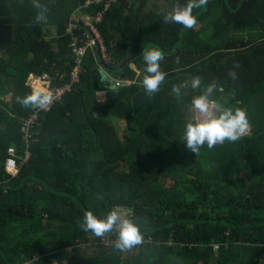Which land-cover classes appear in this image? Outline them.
<instances>
[{
  "label": "trees",
  "instance_id": "trees-1",
  "mask_svg": "<svg viewBox=\"0 0 264 264\" xmlns=\"http://www.w3.org/2000/svg\"><path fill=\"white\" fill-rule=\"evenodd\" d=\"M85 1L39 0L47 21L37 23L31 0H0V264H260L264 0H208L193 11L194 29L163 23L166 10L150 7L154 0H118L98 24L105 52L77 22ZM104 7L84 12L98 15ZM75 40L83 54L73 50ZM152 48L164 53L167 75L149 97L142 51ZM140 52L136 68H117ZM101 59L116 67L107 72L119 84L114 89L99 85ZM236 64L233 80L227 73ZM76 66L82 73L72 83ZM196 76L201 86L193 90ZM185 81L189 87L172 94ZM213 83L218 90L210 98L245 110L249 128L235 142L194 154L181 141L193 119L185 108ZM66 84L72 86L62 101L38 117L17 102ZM8 94L12 101L4 100ZM109 117L124 123L122 134ZM10 147L19 157L30 153L15 177L4 167ZM113 208L127 211L154 242L123 252L99 243L101 255H82L87 243L112 237L84 232V213L103 218Z\"/></svg>",
  "mask_w": 264,
  "mask_h": 264
},
{
  "label": "clouds",
  "instance_id": "clouds-1",
  "mask_svg": "<svg viewBox=\"0 0 264 264\" xmlns=\"http://www.w3.org/2000/svg\"><path fill=\"white\" fill-rule=\"evenodd\" d=\"M32 6L37 9L35 21L46 22L47 9L39 0H31ZM208 0H187L186 4L177 3L171 10L162 13V22L165 24H179L187 29H194L197 26V18L193 15L195 9L206 6ZM164 59V53L157 49L143 51V60L146 67L142 85L146 95L153 96L160 91V86L165 82L166 73L161 70L160 63ZM239 65L236 64L229 69L227 76L233 80L238 78L235 71ZM201 78L193 77L191 88H200ZM189 83L185 81L179 85H173L171 92L175 96L181 95V90L188 88ZM218 86L213 83L204 89L203 93L192 99L193 119L189 121L181 137V141L187 149L198 154L200 148L207 145L209 150L223 142H235L239 140L249 128L247 113L241 108L224 107L220 102L211 99L213 92ZM17 102L25 108L47 110L54 103L52 90L41 88L33 90L31 94L24 97H17ZM78 226L86 233L90 232L97 238H104L106 235L115 234L113 247L115 250L131 251L144 243V236L138 223L129 218L117 208H113L103 218H99L92 211H87Z\"/></svg>",
  "mask_w": 264,
  "mask_h": 264
},
{
  "label": "built area",
  "instance_id": "built-area-1",
  "mask_svg": "<svg viewBox=\"0 0 264 264\" xmlns=\"http://www.w3.org/2000/svg\"><path fill=\"white\" fill-rule=\"evenodd\" d=\"M117 1L118 0H86L84 2V4L81 5L77 9V14H79L77 22L83 23V25H85L86 29L89 31V34L87 35V38L89 39V44L90 45H95V44L100 45V47L102 48V51H104V52H105V47L103 45L102 36L98 30V24H100L102 22L104 14H106L108 12V10L111 8L112 4L117 2ZM131 1H133V0H131ZM101 4H104L105 7H104V10L101 13H99L98 15H91V14H87L84 12V11H89L90 8L94 5L100 6ZM69 27L71 29L74 28L72 26V23H70ZM72 46H73V50L75 52H77L78 54H83L85 51L84 46H83V48L77 47L76 40L72 43ZM81 73H82V69L79 66H76L74 68L72 74H71V82L72 83L78 82L80 79ZM47 78H48V76L45 75L44 79L46 80ZM116 85L118 86L119 84L116 83ZM71 86H72L71 84H66V85L61 86V87L53 88L52 91L54 94V103L47 110L35 109V112L32 116L38 117L44 112L51 111L52 108L56 104H58L62 101L65 94L71 90ZM30 122H32V121L30 120ZM24 129H25V127H24ZM28 137L29 136L27 134H25L23 136L24 143H28ZM29 159H30L29 151L26 150L25 155L23 157H19L17 154L16 148L10 147L7 150V158L5 160V165H4L6 174L9 175L10 177H15L16 175H18L21 167L25 163H27L29 161ZM114 239H115V234H112V237H110L106 240L90 242V243H87L85 246L89 249H95L99 243H102L103 245L107 246L108 248H112ZM153 242L154 241L152 240L151 237H148V238L144 237V243L140 246H137L134 249H138L142 246H145L147 244H151ZM213 250L215 252H218L220 250V244L215 243L213 245Z\"/></svg>",
  "mask_w": 264,
  "mask_h": 264
},
{
  "label": "rangeland",
  "instance_id": "rangeland-1",
  "mask_svg": "<svg viewBox=\"0 0 264 264\" xmlns=\"http://www.w3.org/2000/svg\"><path fill=\"white\" fill-rule=\"evenodd\" d=\"M182 1V0H181ZM185 1H187V0H185ZM150 7H152V8H157V5H155L154 3L152 4V5H149ZM172 9V7H170V6H168L167 7V10H171ZM211 31V30H210ZM209 31V32H210ZM208 32V31H207ZM103 57L105 58V55H104V53H103ZM106 65V66H105ZM105 65H102V70L107 74V76L110 78V79H112V77L110 76L111 74L110 73H107V72H112L113 70H115L116 69V67H113V66H111V65H109L107 62H106V64ZM109 68V69H108ZM118 68V67H117ZM113 81H114V79H112ZM106 88H109V87H106ZM10 94H8V96H5L4 97V100L5 101H7V102H9V101H12V96L10 95ZM185 96H187V94H185ZM192 102V101H191ZM191 102L190 103H188L187 105H186V108H185V111H186V115L188 116V117H192L193 118V116H194V112H193V109H192V104H191ZM107 120L109 121V122H112L118 129H119V132L122 134V132H123V130H124V123L122 122V121H119V120H116L115 118H113V117H109V118H107ZM120 211H122L123 213H125L126 215H128V212L127 211H125V210H123V209H119ZM87 251V253L88 254H92V252L91 251H93V249H90V250H86ZM97 251H99V252H97L98 253V255L100 254L101 255V250H97ZM107 252V251H106ZM105 252V253H106ZM82 255H85V253H83Z\"/></svg>",
  "mask_w": 264,
  "mask_h": 264
},
{
  "label": "water",
  "instance_id": "water-1",
  "mask_svg": "<svg viewBox=\"0 0 264 264\" xmlns=\"http://www.w3.org/2000/svg\"><path fill=\"white\" fill-rule=\"evenodd\" d=\"M142 52H143V51H142ZM142 52H140V53H136V54L132 55L131 57H129L128 59L124 60V61L122 62V64L120 65V67H118V69H120V68L122 69V68L126 67L128 64H130L131 67L136 68V67L133 65V60H134L139 54H141ZM98 55H99L100 58H103L100 49H99V51H98ZM101 64H102V65H105V64H106V62H104V59H101ZM105 66H106V65H105ZM108 69H109V68H108ZM100 72H101V79H100V84H99L100 87H109V88H112V89H114V88L117 87L116 82L113 81L112 79H110V78L107 76V74H106L102 69L100 70ZM260 264H264V253H263L262 256H261Z\"/></svg>",
  "mask_w": 264,
  "mask_h": 264
},
{
  "label": "crops",
  "instance_id": "crops-1",
  "mask_svg": "<svg viewBox=\"0 0 264 264\" xmlns=\"http://www.w3.org/2000/svg\"><path fill=\"white\" fill-rule=\"evenodd\" d=\"M153 3H155V5H157V8H160V9H164V10H167V7H168V5L165 3V2H163V0H154L153 1ZM77 14V13H76ZM79 16V14H77V17ZM8 96V95H7ZM10 96V95H9ZM92 252V254L91 255H93V254H97L98 255V251L96 250V249H93V251H91ZM85 253V256H87V255H89L88 253H87V251H85L84 252ZM100 255V254H99Z\"/></svg>",
  "mask_w": 264,
  "mask_h": 264
}]
</instances>
